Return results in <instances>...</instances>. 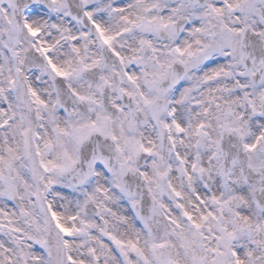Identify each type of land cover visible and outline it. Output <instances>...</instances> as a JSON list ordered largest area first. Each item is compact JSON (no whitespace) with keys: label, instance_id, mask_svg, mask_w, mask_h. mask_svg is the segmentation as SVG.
Returning <instances> with one entry per match:
<instances>
[{"label":"snow or ice","instance_id":"6c2138e0","mask_svg":"<svg viewBox=\"0 0 264 264\" xmlns=\"http://www.w3.org/2000/svg\"><path fill=\"white\" fill-rule=\"evenodd\" d=\"M0 264H264V0H0Z\"/></svg>","mask_w":264,"mask_h":264}]
</instances>
